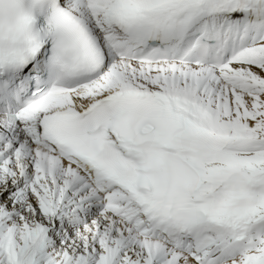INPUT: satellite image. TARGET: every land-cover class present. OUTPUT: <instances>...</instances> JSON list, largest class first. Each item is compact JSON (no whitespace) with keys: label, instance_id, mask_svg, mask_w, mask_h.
Returning a JSON list of instances; mask_svg holds the SVG:
<instances>
[{"label":"snow or ice","instance_id":"1","mask_svg":"<svg viewBox=\"0 0 264 264\" xmlns=\"http://www.w3.org/2000/svg\"><path fill=\"white\" fill-rule=\"evenodd\" d=\"M0 264H264V0H0Z\"/></svg>","mask_w":264,"mask_h":264}]
</instances>
